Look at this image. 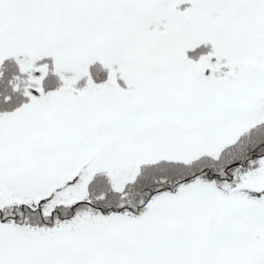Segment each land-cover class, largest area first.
I'll return each instance as SVG.
<instances>
[{
  "label": "snow or ice",
  "instance_id": "1",
  "mask_svg": "<svg viewBox=\"0 0 264 264\" xmlns=\"http://www.w3.org/2000/svg\"><path fill=\"white\" fill-rule=\"evenodd\" d=\"M0 264H264V0H0Z\"/></svg>",
  "mask_w": 264,
  "mask_h": 264
}]
</instances>
